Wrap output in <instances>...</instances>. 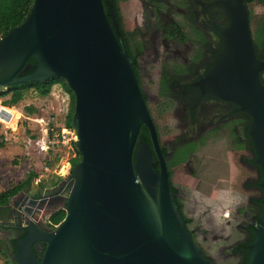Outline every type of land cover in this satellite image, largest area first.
<instances>
[{
    "label": "water",
    "instance_id": "obj_1",
    "mask_svg": "<svg viewBox=\"0 0 264 264\" xmlns=\"http://www.w3.org/2000/svg\"><path fill=\"white\" fill-rule=\"evenodd\" d=\"M234 11L213 89L253 119L264 189V86L246 10L238 2ZM31 59L34 72L19 77ZM55 78L75 95L72 130L82 159L60 185L39 189L43 200L66 198L65 220L52 230L38 216L29 219L12 245L13 263L211 264L175 204L161 155L158 172L150 145L138 140L145 125L158 147L134 62L103 0H34L24 23L0 39V88ZM38 243L45 244L39 258ZM247 251L248 264H264V213Z\"/></svg>",
    "mask_w": 264,
    "mask_h": 264
},
{
    "label": "flooded vegetation",
    "instance_id": "obj_2",
    "mask_svg": "<svg viewBox=\"0 0 264 264\" xmlns=\"http://www.w3.org/2000/svg\"><path fill=\"white\" fill-rule=\"evenodd\" d=\"M238 2L247 13L264 86V0H106L104 4L110 19L114 11L134 62L158 147L145 125L149 141H141L150 145L158 172L161 155L175 204L211 264H219L223 251L236 264H247V247L264 213L263 171L250 135L253 119L234 102L217 96L212 81L235 24ZM65 201L59 196L34 199L26 191L14 198L0 216L2 264H14L12 245L23 239L21 228L29 219L44 220L45 208L64 207ZM35 248L39 258L45 244Z\"/></svg>",
    "mask_w": 264,
    "mask_h": 264
},
{
    "label": "rangeland",
    "instance_id": "obj_3",
    "mask_svg": "<svg viewBox=\"0 0 264 264\" xmlns=\"http://www.w3.org/2000/svg\"><path fill=\"white\" fill-rule=\"evenodd\" d=\"M10 100L11 97L0 100V106L8 108L0 109V120L6 123L0 122V191L8 190L19 183L31 169L39 171L41 179L50 180L55 174L57 165L52 169H46V162H55V158L59 155L64 156V159L72 158L75 153L71 146V142L76 139L74 132L65 129L69 96L60 85L55 86L52 94L46 98L33 95L17 106L11 107ZM30 106L36 108L38 113L29 115L26 108ZM51 132H53V138L50 137ZM59 134H65L66 140ZM47 156L49 159L46 161ZM64 173L69 174L67 171ZM31 187L34 192L33 188L37 189L36 183L34 182ZM37 191L40 190L37 189ZM61 208L63 206L51 211L45 208L44 220ZM224 252L219 253L221 261L218 263L236 264L233 257L225 256ZM214 256H217L216 252ZM0 264H2L1 260Z\"/></svg>",
    "mask_w": 264,
    "mask_h": 264
},
{
    "label": "trees",
    "instance_id": "obj_4",
    "mask_svg": "<svg viewBox=\"0 0 264 264\" xmlns=\"http://www.w3.org/2000/svg\"><path fill=\"white\" fill-rule=\"evenodd\" d=\"M103 2L106 4V0H103ZM33 3L34 0H0V39L7 36L13 29L24 23L30 13ZM35 68L36 62L33 59L29 60L25 68L27 70L22 75H19V77L32 74ZM58 85H60L63 88L65 94L69 96L70 103L65 119V129L72 131V120L75 112V95L69 88L66 81L61 78L51 79L46 83L28 82L7 88H0V100L11 97L9 106H17L28 97L33 95H37L42 98L49 97L52 94L53 88ZM0 109L8 108L0 106ZM26 112L29 115H34L38 113V110L30 106L26 108ZM60 132L61 131H59V133ZM50 137H54L53 132L50 133ZM138 140L149 141V133L145 127L141 129ZM71 145L76 155L71 161V168H73L81 161L82 156L77 150L74 141L71 142ZM59 160L60 158H55V161ZM135 160L136 157L134 156V162ZM47 167H50V163H47ZM37 178L38 174L34 170L29 171L19 183L11 186L8 190L0 191V216L5 215L7 207L11 204L13 199L16 198L20 193L26 191L34 179ZM57 179L58 181L52 186L56 185L62 180V178L59 177H57ZM45 186H47V184L43 183L42 187ZM66 216V210L59 209L46 217L44 221L48 228L55 230L65 220ZM8 264H10V262H8Z\"/></svg>",
    "mask_w": 264,
    "mask_h": 264
},
{
    "label": "crops",
    "instance_id": "obj_5",
    "mask_svg": "<svg viewBox=\"0 0 264 264\" xmlns=\"http://www.w3.org/2000/svg\"><path fill=\"white\" fill-rule=\"evenodd\" d=\"M63 132L64 131H66V130H62ZM64 143V142H63ZM72 146V145H71ZM73 148V147H72ZM71 148V149H72ZM69 155H71V154H69ZM76 155H75V153L73 154V157L72 158H67V159H64L65 157L64 156H62V155H59V157L58 158H60V160L59 161H55V162H46V164H45V167H46V169H52V168H54V166L55 165H57V169L55 170V174L52 176V178L50 179V180H47V181H45V180H43V179H41V175H39L38 174V172H36V170H34V169H31V170H29V171H32V170H34L37 174H38V178L37 179H34V181L31 183V185L35 182L36 183V186H37V189H40V188H44V189H52V188H55V187H57L58 185H60V183L64 180V179H66L67 177H68V175L69 174H65L64 172L65 171H67V173L69 172L70 173V169H71V161H72V159L75 157ZM47 159H49V157L47 156V158H46V161H47ZM47 163H50V167H47ZM29 171H27L26 172V174L29 172ZM25 174V175H26ZM25 175H24V177H25ZM23 177V178H24ZM57 177H59V178H62V180L61 181H59L56 185H54V186H52L54 183H56L57 181H58V179H57ZM22 178V179H23ZM21 179V180H22ZM43 183H48L47 184V186H45V187H42V185H43ZM31 185H30V187L26 190V195L27 196H29V197H31V196H33V197H38L39 196V194H40V191L38 192L37 191V189L36 188H33L35 191L33 192L32 191V187H31ZM50 186H52V187H50ZM25 192V191H24ZM30 193V194H29ZM32 198V197H31ZM38 198H40V197H38ZM61 209H63V208H61ZM40 218V217H39Z\"/></svg>",
    "mask_w": 264,
    "mask_h": 264
},
{
    "label": "built area",
    "instance_id": "obj_6",
    "mask_svg": "<svg viewBox=\"0 0 264 264\" xmlns=\"http://www.w3.org/2000/svg\"><path fill=\"white\" fill-rule=\"evenodd\" d=\"M11 118H12V117H11ZM0 122H2V121L0 120ZM2 123H4V122H2ZM4 124H6V123H4ZM59 136H62V138H64V139L66 140V135H65V134H61V135L59 134ZM59 136H58V137H59Z\"/></svg>",
    "mask_w": 264,
    "mask_h": 264
}]
</instances>
